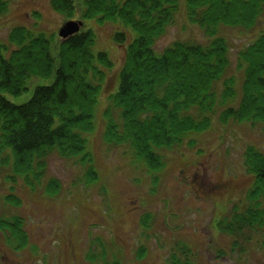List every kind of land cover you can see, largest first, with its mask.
Segmentation results:
<instances>
[{
  "label": "trees",
  "instance_id": "obj_1",
  "mask_svg": "<svg viewBox=\"0 0 264 264\" xmlns=\"http://www.w3.org/2000/svg\"><path fill=\"white\" fill-rule=\"evenodd\" d=\"M81 4L82 22L119 23L134 32V36L126 30L113 33L114 43L124 48V61L117 91L104 113V146L125 147L133 159L159 169L163 165L159 151L178 149L190 133L207 131L217 114L222 125L248 123L264 133V32L238 53L242 80L236 107L226 106L237 94L235 78L225 77L228 46L218 36L223 26L252 28L264 12V0H184L188 22L198 26L208 42H175L161 54L154 45L174 23L181 0H80ZM9 5L10 0H0V16ZM50 6L68 18L77 11L74 0H50ZM93 45V33L80 30L58 41L52 51L43 33L22 26L9 31L6 43L0 42V169L11 170L4 179L11 184L5 205H19L13 195L19 180L31 190L40 185L46 161L54 155L81 166L88 183L96 178L86 136L93 129L92 112L104 71L112 63ZM49 77L51 84L37 86L22 105L5 96L25 92L31 78ZM112 111L118 112V121L112 119ZM243 168L252 177L251 186L217 222L218 230L232 238L236 254L244 251V245L264 247V150L246 147ZM59 187L49 180L44 191L56 195ZM150 224L151 218L143 216L141 232H148ZM0 232L18 251L28 244L18 217L0 218ZM176 246L166 262L194 264L193 252L183 243ZM144 255V247L139 248L137 259ZM87 259L95 261L89 254Z\"/></svg>",
  "mask_w": 264,
  "mask_h": 264
},
{
  "label": "rangeland",
  "instance_id": "obj_2",
  "mask_svg": "<svg viewBox=\"0 0 264 264\" xmlns=\"http://www.w3.org/2000/svg\"><path fill=\"white\" fill-rule=\"evenodd\" d=\"M74 1L77 11L68 18L55 12L50 0H10L8 11L0 16V42L6 43L9 31L22 26L43 33L53 51L61 40L58 30L62 24L81 21L82 4ZM81 30L93 33L94 51L106 53L112 63L104 71L92 112L93 129L86 136L96 178L88 183L81 166L54 155L46 161L36 189L21 180L13 185V195L20 201L14 207L3 202L10 194L11 184L4 179L11 170L0 169V218L22 219L28 238L27 246L18 251L0 232V264H168L170 252L179 243L193 252L194 264H264V247L244 245V251L236 254L231 250L232 238L217 228V222L251 186L252 177L243 168V152L248 146L264 150L262 129L232 121L222 125L217 114L207 131L190 133L178 149L159 151L163 158L159 169L133 159L125 147L109 149L102 140L104 113L117 91L124 61V48L114 43L113 33L126 30L134 36V32L119 23L100 25L93 19L83 20ZM262 32L264 12L250 29L223 26L218 30L228 46L230 64L225 77L235 78L237 94L226 106L236 107L240 97L238 53ZM175 42H208L202 30L188 22L184 0L154 51L161 54ZM51 82V77L31 78L25 92L5 96L12 104L22 105L37 86ZM111 117L118 121V112L112 111ZM49 180L60 185L56 195L44 191ZM145 215L151 218L150 229L141 232L139 223ZM141 247L145 255L137 259ZM87 254L95 257L93 263Z\"/></svg>",
  "mask_w": 264,
  "mask_h": 264
},
{
  "label": "water",
  "instance_id": "obj_3",
  "mask_svg": "<svg viewBox=\"0 0 264 264\" xmlns=\"http://www.w3.org/2000/svg\"><path fill=\"white\" fill-rule=\"evenodd\" d=\"M82 27L83 23L79 20L65 22L58 30V36L61 39H66L72 35L79 33Z\"/></svg>",
  "mask_w": 264,
  "mask_h": 264
},
{
  "label": "flooded vegetation",
  "instance_id": "obj_4",
  "mask_svg": "<svg viewBox=\"0 0 264 264\" xmlns=\"http://www.w3.org/2000/svg\"><path fill=\"white\" fill-rule=\"evenodd\" d=\"M216 188V187H215Z\"/></svg>",
  "mask_w": 264,
  "mask_h": 264
}]
</instances>
